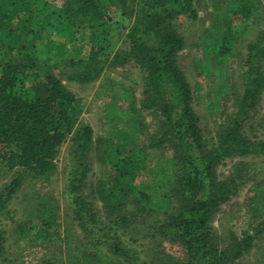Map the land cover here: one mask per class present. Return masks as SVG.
<instances>
[{"label": "trees", "instance_id": "1", "mask_svg": "<svg viewBox=\"0 0 264 264\" xmlns=\"http://www.w3.org/2000/svg\"><path fill=\"white\" fill-rule=\"evenodd\" d=\"M195 3L200 2L62 0L57 7L48 2L33 3V0H0V47L3 48V55H0V166L3 169L20 166L31 173V178L46 177L55 166L59 148L68 141L69 191L80 193L90 170L87 152L94 142L93 131L79 117L82 113L80 100L66 88L55 72L62 73L68 81L88 84L97 80L105 69L114 70L134 61L142 74L143 103L161 106L164 115L161 123L171 124L169 122L175 120V126L167 128L165 124L166 134L161 133L157 139L149 137V147L153 148L164 139L170 141L172 137L178 140L175 148L179 158H171L173 162L165 168L164 164L161 165L157 178L160 179L163 173L162 178L169 185L163 199L179 186V206L176 212L165 216L156 230L167 234L172 227L170 235H178L177 239L186 251V264H235L236 259L251 247V241L258 237L254 235L256 227L264 226V219L253 223L252 232L245 233L244 237H230L229 243L214 235V214L219 210L218 204L229 199L240 185L234 182L233 176L229 179L230 184L227 179L218 180L215 169L224 158L264 155V138L244 133L240 118L242 115L243 120L250 119L249 113H255L256 103L261 100L264 91V29L252 38L255 40L245 45L246 53L242 61L248 68L241 75L243 91L237 99V112L225 117L223 126L226 128L219 136L220 143L210 151H202L206 144L200 138L199 129L194 127L196 114L190 101L194 96L199 104V98L203 97L200 94L203 85L194 82L191 88L179 68L178 57L185 45L176 23L180 17L196 18ZM223 4H231V7L224 11L226 6ZM217 7L219 14H216L213 26L220 33L210 39L208 49L210 55L223 58L229 56L238 41L228 19L230 12H237L246 24L255 13L263 11L264 6L261 0H221L217 2ZM114 9L124 15L125 21L128 19V25L124 22L117 33L120 45L116 48L111 44L113 38L109 19ZM21 16L20 20H26L27 25L13 29L8 26V22ZM81 32L86 40H81ZM177 123L180 125L176 126ZM131 135H136L133 130ZM191 145L194 147L192 151L189 148ZM141 151L135 143L125 153L116 151L109 178L101 180L93 190V193L97 192L94 198L102 200L105 205L109 198L115 199L112 206L117 219L111 220L113 224L107 229L101 224L106 232L112 230L108 235L117 237L114 229L117 224L122 228L126 226L118 218V212L130 201L124 175H133L137 171L134 167L142 166L141 159L145 155ZM137 153L139 156L136 157ZM186 163L189 167L184 166ZM236 163H233L234 168ZM175 165L182 168L176 172L173 170ZM171 170L175 171V175H171ZM18 185L19 181H12L5 187L8 192L0 201V209L7 201V195L13 193L9 191ZM132 191L139 193L135 187ZM74 198L77 214L82 218L89 210L81 195ZM259 205L263 203L259 202ZM255 206L256 213H259V208ZM253 218L258 219L255 215ZM81 228L92 237L100 231V228L96 231L90 224ZM106 239L102 244L110 251L114 244H109L110 237ZM3 241L0 239V261L4 259ZM119 247L122 255L129 251L126 246Z\"/></svg>", "mask_w": 264, "mask_h": 264}, {"label": "rangeland", "instance_id": "2", "mask_svg": "<svg viewBox=\"0 0 264 264\" xmlns=\"http://www.w3.org/2000/svg\"><path fill=\"white\" fill-rule=\"evenodd\" d=\"M40 1L57 7L62 2L33 0V3ZM220 1L199 0V4H193L197 12L195 19L180 17L176 22L185 45L178 57L179 68L191 88L194 82H201L203 85L200 90L203 97L199 98V104L194 96L190 101L196 114L194 127L199 129L200 138L206 144L205 148H201L202 151H210L220 143L219 136L226 128L223 126L225 117L228 118L231 112H237V99L243 91L241 75L248 68L242 61L246 53L245 45L248 41L255 40L252 38L264 29V10L255 13L246 24L237 12L232 11L228 19L231 21L232 31L238 36L232 54L223 58L210 55V39L218 37L220 33L213 26L215 16L219 14L217 2ZM261 2L264 6V0ZM223 5L226 6L224 11L231 7V4ZM22 18L23 16L14 18L8 22V26L13 29L27 25L26 20H20ZM109 19L113 38L111 44L116 48L120 45L117 33L122 24L128 25V19L125 21L124 15L115 9L109 14ZM244 25L246 27L242 30ZM81 35V40L87 39L82 32ZM77 36L79 38L80 34ZM0 55H3L2 47ZM55 75L80 100L82 113L79 117L93 131L94 142L87 152L90 170L86 184L80 193L69 191L68 141L59 148L55 166L46 177L31 178V173L20 166L5 169L0 166V201H3L4 194L8 192L5 187L12 181H19L18 187L9 191L13 193L11 196L7 195V201H4L0 209V239H4L5 249L4 259L0 264H186V251L179 243L178 235H170L172 227L167 234L156 230L165 216L176 212V207L179 206V186L169 191V197L163 199L169 185L162 178L163 173L161 180L157 178L161 165L164 164L165 168L169 162H173L171 158H179L175 148L178 140L172 137L170 141L164 139L153 148L149 147V137L157 139L161 133L166 134L165 124L167 128L175 126V120H171V124L161 123L164 118L161 106L143 103V79L136 63L132 61L114 70L105 69L97 80L88 84L68 81L59 72H55ZM263 108L264 91L261 100L256 103L255 113H249L250 119L243 120L240 115L241 130L244 133L264 138ZM179 125L177 123L176 126ZM132 130L136 134L133 137ZM134 143L142 150L140 153L145 158L141 159L142 166L134 167H137L135 174L124 175L125 190L130 201L118 212V218L126 226L122 228L117 224V228H114L117 237H114L112 234L108 235L112 230L106 232L101 224L107 229V226L113 224L111 220L117 219L112 206L115 199L109 198L105 205L102 200L94 198L97 192L93 193V190L100 185L101 180L109 178L111 165L115 162V152L125 153ZM189 148L191 151L194 149L192 145ZM214 152L215 150L212 155ZM234 162H237L235 168ZM188 163L184 166L189 167ZM180 168L182 166H173L176 172ZM175 171L171 170V175H175ZM215 174L220 181L227 179L230 184L229 179L233 176L234 182L240 183L229 199L218 204L219 210L214 214L215 219L213 218L214 235L229 243L230 237H244L245 233L252 232V227L258 220L264 219V155L224 158L216 164ZM134 187L139 189L138 194L130 192ZM78 195L82 196V202L89 210L85 211L82 218L77 214L74 202V196ZM259 202L263 205H259ZM255 205L259 208V213H256ZM254 215L258 219H254ZM87 224L96 231L100 228V231L92 237L81 228ZM256 230L254 235L258 237L251 241V247L236 259L235 264H264V226L256 227ZM100 236L103 238L98 239ZM108 237L112 239L109 244H114L110 251L102 244ZM115 239L120 246H126L129 250L124 252L125 255L121 254L122 250Z\"/></svg>", "mask_w": 264, "mask_h": 264}]
</instances>
